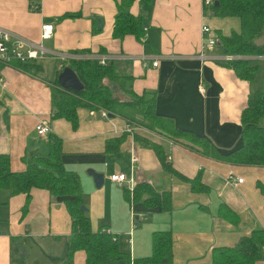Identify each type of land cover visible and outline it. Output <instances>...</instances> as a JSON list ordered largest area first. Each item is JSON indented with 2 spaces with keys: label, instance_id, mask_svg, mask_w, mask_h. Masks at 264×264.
<instances>
[{
  "label": "crops",
  "instance_id": "crops-1",
  "mask_svg": "<svg viewBox=\"0 0 264 264\" xmlns=\"http://www.w3.org/2000/svg\"><path fill=\"white\" fill-rule=\"evenodd\" d=\"M122 1L39 0L40 10L34 11L30 0H0V26L39 41L41 25L52 23V36L42 41L45 48L115 56L119 59L115 66L132 75L126 90L152 95L162 120L206 138L220 153L239 147L241 113L248 95L264 93V89L257 78L240 79L232 69L199 57L207 39L201 32L204 24L216 38L238 31L239 20L206 14L202 0H132L130 12L144 17V41L130 34L118 39L112 36V26ZM141 54L149 56L146 65ZM154 58L158 59L156 67L151 65ZM253 59L258 65L264 55ZM41 60V69L35 72L20 69L16 62L0 67V153L9 155L12 171L25 169V155L46 152L50 135L61 138L62 163L80 178L92 230L114 234L133 260L151 254L154 231L171 232L170 264H211L214 247L233 246L252 230L264 228V195L256 187L257 181L264 184V166L222 162L122 117H103L99 111L82 107L77 109L73 127L52 115L51 83L64 66L57 58ZM46 60L56 64L49 69L44 66ZM133 116L140 119L137 113ZM39 120L50 125L45 135L36 133ZM122 134L119 150L107 151L106 141ZM153 143L161 145L163 159ZM163 162L179 175L165 170ZM90 168L104 174L100 188L87 174ZM118 172L127 176L122 184L109 179ZM196 176L206 190L191 189L186 180ZM237 178L242 182L237 183ZM141 182L158 193L169 191L171 209L133 201L132 190ZM126 189L131 193L129 200ZM24 202V194L12 195L0 188V264H85L83 250L67 257L71 218L63 198L33 188L22 219Z\"/></svg>",
  "mask_w": 264,
  "mask_h": 264
},
{
  "label": "trees",
  "instance_id": "trees-1",
  "mask_svg": "<svg viewBox=\"0 0 264 264\" xmlns=\"http://www.w3.org/2000/svg\"><path fill=\"white\" fill-rule=\"evenodd\" d=\"M150 1V0H149ZM214 4L204 7V12L211 16L235 17L240 22L238 31L228 35H217L216 52L220 54L240 55L247 58L218 60L216 62L234 71L237 77L252 80L258 69L253 56L264 55V0H213ZM132 0H123L114 17L112 36L122 39L133 35L144 41V17L133 15L129 6ZM34 11L40 10L39 0H30ZM73 14H64L69 16ZM17 66L29 72L39 71L41 65L35 61L16 62ZM83 84L80 91L64 90L58 86L56 79L51 83L52 115L69 121L73 127L77 124V109L105 110L108 114L126 119L129 123L137 121L133 113L142 117V126L158 133L169 140L184 144L213 159L232 165L264 166V94L260 91L248 95L247 105L241 113V145L228 153H220L209 141L189 130L178 129L162 120L155 111L152 95H137L126 90L127 82L132 75L122 73L115 61L106 65L96 60H70L67 62ZM65 65V66H66ZM139 122V121H138ZM125 134L106 141V150L115 152ZM137 139L141 137L136 136ZM153 148L163 159L161 145L153 143ZM62 140L58 136H49V147L46 152L33 151L23 157L25 169L12 171L8 154L0 153V188L9 189L12 195L24 194L25 202L21 207V218L28 211L30 191L33 188L45 189L50 195L63 198L64 205L71 218V233L67 239L66 254L71 258L75 251L85 252V264H108L110 261L128 264L129 254L124 252L116 236L106 230L93 231L90 218L82 211L84 192L78 174L67 170L61 160ZM165 162V158H164ZM163 162V163H164ZM165 170L179 175L172 167L164 163ZM183 179H186L182 177ZM193 191H204L206 186L199 176L186 180ZM256 187L264 195V184L256 182ZM126 198L131 199L129 190ZM132 200L142 202L146 207H158L161 210L171 209V193H158L146 182L138 183L132 190ZM173 259L172 236L169 230L154 231L152 250L147 257L133 260L136 264H170ZM211 264H264V228L255 229L249 235L242 236L233 246L214 247L211 251Z\"/></svg>",
  "mask_w": 264,
  "mask_h": 264
},
{
  "label": "built area",
  "instance_id": "built-area-1",
  "mask_svg": "<svg viewBox=\"0 0 264 264\" xmlns=\"http://www.w3.org/2000/svg\"><path fill=\"white\" fill-rule=\"evenodd\" d=\"M203 8L214 4L213 0H202ZM145 30V28H144ZM53 25L52 23H44L41 25L39 32V41L28 40L19 34L0 26V67L10 65L13 62H38L44 58H57L60 60V66H65L70 60H96L101 65H106L111 61H117L115 56L110 54H79L76 52L60 51L56 49H47L43 46L42 41L49 39L52 36ZM202 34L207 36L206 42L199 53V57L203 60H233L236 59L235 55L213 53L217 39L212 36V29L207 24L201 27ZM261 56V55H260ZM149 56L145 54L140 55V59L146 65V60ZM121 59V58H120ZM151 65L156 67L158 65V59L151 62ZM200 91L204 92L203 85L200 86ZM100 115L107 117L105 110H100ZM36 133L38 135H45L50 131V125L45 120H39L35 126ZM132 161H136V157H132ZM109 179L118 184H122L126 181L127 176L125 173H112L109 175ZM131 182V181H130ZM237 183L242 182V178H237ZM69 264V263H67ZM128 264H136L132 258H130Z\"/></svg>",
  "mask_w": 264,
  "mask_h": 264
},
{
  "label": "water",
  "instance_id": "water-1",
  "mask_svg": "<svg viewBox=\"0 0 264 264\" xmlns=\"http://www.w3.org/2000/svg\"><path fill=\"white\" fill-rule=\"evenodd\" d=\"M217 4V1H214V6H217ZM56 81L58 83V86L64 90L80 91L83 89V84L79 80L74 70L68 65L64 66L63 69L58 72L56 76ZM107 116L113 117V114H107ZM86 172L89 176L92 177L94 185L97 188H100L103 185L105 179L103 173L97 172L96 170L91 168L86 170ZM80 209L82 211L87 210L84 205H81Z\"/></svg>",
  "mask_w": 264,
  "mask_h": 264
},
{
  "label": "rangeland",
  "instance_id": "rangeland-1",
  "mask_svg": "<svg viewBox=\"0 0 264 264\" xmlns=\"http://www.w3.org/2000/svg\"><path fill=\"white\" fill-rule=\"evenodd\" d=\"M264 41V35H262L261 37H260V39H259V42H263ZM235 56H236V59H243V58H247V57H244V56H240V55H236L235 54ZM52 59H54V58H52ZM41 61H43V60H41ZM40 61V62H41ZM55 60H46V61H44V66H47V67H49V69H51V68H53L54 67V65L56 64L55 62H54ZM54 65H53V64ZM258 65H259V67H258V69H257V71L255 72V75H254V77H253V80L255 79V78H257V81H256V83L257 84H261V86H262V88L264 89V62H261V61H258ZM264 94V93H263ZM139 121V122H138ZM142 121V117L140 116V119H137V121L134 123L135 125H138V126H140V127H144V126H142V124L140 123ZM144 128H146V127H144ZM27 260V257H25L24 258V262Z\"/></svg>",
  "mask_w": 264,
  "mask_h": 264
}]
</instances>
